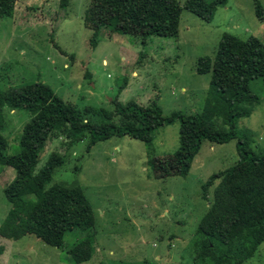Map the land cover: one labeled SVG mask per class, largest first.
Returning <instances> with one entry per match:
<instances>
[{
	"label": "rangeland",
	"instance_id": "374dc122",
	"mask_svg": "<svg viewBox=\"0 0 264 264\" xmlns=\"http://www.w3.org/2000/svg\"><path fill=\"white\" fill-rule=\"evenodd\" d=\"M178 1L183 8L178 35H152L143 43L119 31L127 29L105 11L104 0H15L13 14L0 15V90L42 81L81 109L114 112L118 99L143 107L157 104L165 116L199 113L207 105L212 77L211 71H198L199 58L213 56L224 33L264 41V0H228L210 20L185 9L186 0ZM251 87L261 102L239 120L238 129L251 132L252 146L262 153L264 84L253 81ZM4 114L0 227L12 207L4 188L16 176L7 162L19 153L23 127L31 119L25 109L6 107ZM216 120L228 128L219 115ZM152 136L150 144L113 136L90 151L87 140L72 147L61 139L50 141L35 178L40 181L65 159L55 169L54 182L83 187L95 226L65 235L53 209L37 210L31 232L19 239L0 236V264H76L67 250L84 238L93 240L95 251L79 264H210L198 257L194 244L210 204L202 185L238 160L237 139L204 141L190 172L182 176L174 157L180 123L159 127ZM219 181L210 188L211 198ZM243 264H264V241Z\"/></svg>",
	"mask_w": 264,
	"mask_h": 264
},
{
	"label": "trees",
	"instance_id": "16d2710c",
	"mask_svg": "<svg viewBox=\"0 0 264 264\" xmlns=\"http://www.w3.org/2000/svg\"><path fill=\"white\" fill-rule=\"evenodd\" d=\"M227 2L186 0L184 8L210 20L217 6ZM14 3L15 0H0V15L11 16ZM104 7L126 27L119 30L121 33L140 37L143 43L152 35L179 33L183 8L178 0H104ZM259 18L262 19L260 13ZM198 71H211L212 77L207 105L195 114L174 112L165 116L157 104L143 107L118 99L114 112L81 109L42 81L0 90V130L5 127L6 107L31 113L22 130L20 151L7 162L15 168L16 176L4 188L12 207L0 227V236H25L32 231L35 211L47 208L55 211L56 223L65 235L95 226L94 207L83 187L54 182L55 169L65 159L45 176L40 175V181L34 176L42 152L53 139L63 140L68 147L87 140L89 151L99 141L113 136L129 135L150 144L155 129L178 121L180 144L174 157L180 175L190 172L204 141L226 143L237 139L239 153L235 163L212 174L202 185L203 198L210 204L195 235L196 254L206 257L210 264H243L251 258L264 241V152L252 146L251 132L240 131L238 122L250 116L253 106L261 102L251 85L253 81L264 84V41L224 33L214 55L199 58ZM216 115L228 128L218 125ZM217 180L220 181L211 198L210 188ZM54 228L59 230L57 225ZM94 251L93 240L84 238L69 247L67 253L73 263L79 264Z\"/></svg>",
	"mask_w": 264,
	"mask_h": 264
},
{
	"label": "crops",
	"instance_id": "0c3cea01",
	"mask_svg": "<svg viewBox=\"0 0 264 264\" xmlns=\"http://www.w3.org/2000/svg\"><path fill=\"white\" fill-rule=\"evenodd\" d=\"M228 7H226L225 9H227Z\"/></svg>",
	"mask_w": 264,
	"mask_h": 264
}]
</instances>
